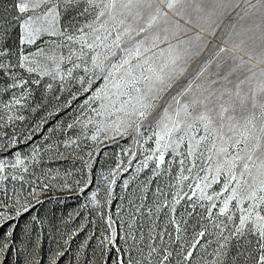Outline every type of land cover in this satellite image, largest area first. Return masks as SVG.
Returning <instances> with one entry per match:
<instances>
[{
	"label": "snow or ice",
	"instance_id": "6c2138e0",
	"mask_svg": "<svg viewBox=\"0 0 264 264\" xmlns=\"http://www.w3.org/2000/svg\"><path fill=\"white\" fill-rule=\"evenodd\" d=\"M75 3L76 0H14L15 15L7 20L0 18V74L5 77L0 96L12 93L7 102L0 100V112L6 114V119L0 115V264H264V185L242 191L234 179H224L221 190L212 191L222 175L202 168L193 176L196 163L190 156L179 160L180 172L174 177L172 164L184 154L161 143L160 137L155 138V147L148 152L122 149L121 157H129L127 163L120 159L113 168L97 169L91 150L84 151L89 141L98 145L102 134L110 140L120 135L138 141L139 135L130 134L119 123L106 124L114 115L92 107L93 97L78 106L79 115L77 110L70 114L71 122L66 127L58 125L63 139L57 137L55 146L50 141L56 128H50L49 134L42 132L52 117L71 108L91 86L85 87L86 76L75 75L81 63L74 62V53L68 57L71 67L66 71L60 64L50 71L34 66L38 63L34 58L43 49L27 53L26 46H35L47 30L37 27L39 17L29 13L44 6L45 15L58 24ZM63 29L61 34L70 44L80 45L76 61H86L81 51L85 46L81 38L83 26L70 20ZM17 30L18 45L10 44ZM38 71L41 77L51 76L54 81L58 78L59 90L67 92L70 99L63 105L59 97L55 104L43 98L35 101L31 85L40 83L33 78ZM87 71L83 67V72ZM73 83L79 84V90L71 87ZM52 87L51 83L47 85L46 94ZM42 111L45 115L35 123L34 116L30 119L24 114ZM68 131L74 136H68ZM109 132L114 135L109 136ZM37 135H41L43 143H34ZM61 146L72 149L68 155L80 166L73 163L63 177L59 170L52 176L42 168L38 175L36 170L44 156L54 153L60 159L66 158L59 151ZM166 154L172 156L167 168ZM189 159L192 166L185 168ZM145 170L151 176L137 185V178ZM185 171L189 175H184ZM126 174L130 175L123 178ZM122 178L121 189L134 191L131 199L128 195L122 197L127 208L116 206L113 212L115 188ZM153 183L154 192L149 188ZM49 192L66 194L59 197L58 204L80 200L78 209L59 218L55 209L42 211L53 199L47 195ZM81 234L84 239L73 247ZM45 236L51 243L47 250L43 247Z\"/></svg>",
	"mask_w": 264,
	"mask_h": 264
},
{
	"label": "rangeland",
	"instance_id": "374dc122",
	"mask_svg": "<svg viewBox=\"0 0 264 264\" xmlns=\"http://www.w3.org/2000/svg\"><path fill=\"white\" fill-rule=\"evenodd\" d=\"M13 3L14 0H0V18L7 20L15 15ZM45 12L41 6L29 13L39 17L37 27L47 30L35 46H26L27 53L43 49L34 58L38 62L34 66L50 71L60 64L61 70L66 71L71 67L68 57L74 53V62L81 63L75 75L86 76L85 87L91 86L86 95L67 111L52 117L42 129L49 134L50 128H56L50 143L55 146L57 137L63 139L58 125L63 123L66 127L71 122L70 114L93 97L92 107L114 115L106 124L116 122L130 134L139 135L138 141L120 135L110 140L103 134L98 145L89 141L84 151L91 150L97 169L113 168L120 159L127 163L129 157H121L122 149L148 152L155 147V138L160 137L161 143L184 154L172 164L174 177L180 172L179 160L190 156L196 163L193 176L202 168L222 175L212 191L219 192L224 179H234L242 191L264 185V0H76L58 24H53ZM70 20L83 26L81 38L85 46L81 51L86 61H76L80 45L70 44L61 34ZM18 31L12 33L10 44L18 45ZM53 31L57 34H48ZM83 67L88 68L86 73ZM33 78L40 80L31 85L35 101L43 98L55 104L59 97L63 105L70 99L67 92L59 90L58 78L54 81L51 76L41 77L39 71ZM4 83L5 77L0 74V86ZM49 83L53 87L46 94ZM71 87L79 90L78 83ZM11 95L4 94L0 100L7 102ZM24 114L30 119L34 116L33 123L45 115L43 111ZM76 114L79 115L78 110ZM0 115L6 119L4 112ZM8 132L11 134V129ZM67 135L73 137L74 133L68 131ZM149 138L151 141L145 144ZM34 143H43L41 135L36 136ZM59 151L66 158L60 159L54 153L44 156L36 170L38 175L42 168L52 176L59 170L63 177L73 163L80 166L68 155L71 148L61 146ZM171 160V154H166L165 168ZM191 166L189 159L185 168ZM184 175L189 173L185 171ZM149 176L151 172L145 170L136 184H143ZM123 178L115 188L113 212L116 206L127 208L122 197L132 198L134 188L120 187ZM155 186L149 185L150 190L154 192ZM47 195L53 199L42 211L55 209L58 218L67 217L81 202L67 200L58 204L65 193ZM83 239L81 234L73 247ZM50 246L45 236L43 247L47 250Z\"/></svg>",
	"mask_w": 264,
	"mask_h": 264
}]
</instances>
